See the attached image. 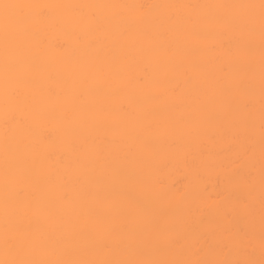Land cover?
I'll return each instance as SVG.
<instances>
[{
    "label": "bare ground",
    "instance_id": "bare-ground-1",
    "mask_svg": "<svg viewBox=\"0 0 264 264\" xmlns=\"http://www.w3.org/2000/svg\"><path fill=\"white\" fill-rule=\"evenodd\" d=\"M263 238L264 0H0V264H264Z\"/></svg>",
    "mask_w": 264,
    "mask_h": 264
},
{
    "label": "rangeland",
    "instance_id": "rangeland-1",
    "mask_svg": "<svg viewBox=\"0 0 264 264\" xmlns=\"http://www.w3.org/2000/svg\"><path fill=\"white\" fill-rule=\"evenodd\" d=\"M177 183V182H176ZM179 184V183H178ZM178 184H176V185H178ZM141 236H143V234H141ZM141 236H139V238L141 237ZM143 238V237H142ZM141 239V238H140ZM264 239V238H263ZM219 259V258H218ZM216 260V259H215ZM215 262V261H214Z\"/></svg>",
    "mask_w": 264,
    "mask_h": 264
}]
</instances>
